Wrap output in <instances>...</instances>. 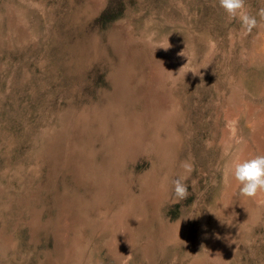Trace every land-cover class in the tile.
I'll return each instance as SVG.
<instances>
[{"label": "rangeland", "instance_id": "374dc122", "mask_svg": "<svg viewBox=\"0 0 264 264\" xmlns=\"http://www.w3.org/2000/svg\"><path fill=\"white\" fill-rule=\"evenodd\" d=\"M258 154L264 27L218 0H0V264H264V194L230 172Z\"/></svg>", "mask_w": 264, "mask_h": 264}, {"label": "clouds", "instance_id": "9594fccd", "mask_svg": "<svg viewBox=\"0 0 264 264\" xmlns=\"http://www.w3.org/2000/svg\"><path fill=\"white\" fill-rule=\"evenodd\" d=\"M218 3L219 7L226 13L229 21L237 19L240 21L241 28L245 34L251 32L253 28L258 26L264 27V24L260 23L264 22V7L260 8L257 13L260 18L258 22L257 16L251 15L248 12L246 0H218ZM169 47L170 44L166 48L164 46H159V48L164 49H168ZM182 52L180 55H182ZM193 73L199 74V72ZM181 167L184 172L189 175L194 171V165L190 160L182 162ZM230 172L232 178L237 183L241 196L255 198L259 194H264V154H258L250 158H235L231 162ZM186 179L187 176H182L173 181V191L177 202L187 199L189 195L188 186L184 182Z\"/></svg>", "mask_w": 264, "mask_h": 264}, {"label": "bare ground", "instance_id": "6f19581e", "mask_svg": "<svg viewBox=\"0 0 264 264\" xmlns=\"http://www.w3.org/2000/svg\"><path fill=\"white\" fill-rule=\"evenodd\" d=\"M261 140V139H260ZM262 143V142H261Z\"/></svg>", "mask_w": 264, "mask_h": 264}]
</instances>
